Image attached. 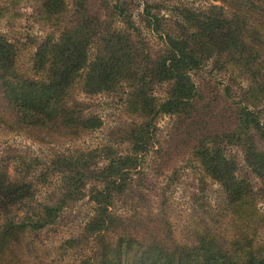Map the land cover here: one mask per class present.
Listing matches in <instances>:
<instances>
[{"label": "trees", "instance_id": "16d2710c", "mask_svg": "<svg viewBox=\"0 0 264 264\" xmlns=\"http://www.w3.org/2000/svg\"><path fill=\"white\" fill-rule=\"evenodd\" d=\"M84 1H75L69 19L59 17L61 4L55 0L41 3L62 26L56 38L37 45L27 72L17 67L15 47L0 34V124L41 141L97 129L100 118L85 112L84 103L73 97L75 91H123L141 121L129 126V153H106L99 168H90L93 153L51 159L47 170L60 172L62 193L20 218L13 209L32 198L33 184L10 178L7 166L0 164V264H26L24 257L33 248L26 236L36 238L66 201L84 195L88 178L98 183L89 193L94 213L80 237L61 243L65 248L87 245L88 254L79 264H264V247L243 231L230 239L204 233L195 244L185 245L174 239L163 217H143L135 210L120 217L108 211L137 164L136 155L153 143V120L159 114L186 123L183 140L191 143L190 154L229 204L252 206L257 197L264 202V153L257 150V144L264 143V125L258 111L248 106L264 99V0H213L219 4L197 11L177 7L178 21L162 28L161 45L152 53L117 0L109 7L103 0L108 10L102 18L85 13ZM149 8L145 2L146 24L158 30ZM117 15L122 28L112 24L110 17ZM209 60L217 70L247 80L237 101L225 87L219 97L228 114L219 120L209 103L198 104L203 94L192 78ZM161 86L164 96L155 97L153 89ZM228 144L240 145L246 167L259 180L257 187L237 175L235 161L224 153ZM45 172H40L39 182L46 179Z\"/></svg>", "mask_w": 264, "mask_h": 264}, {"label": "rangeland", "instance_id": "374dc122", "mask_svg": "<svg viewBox=\"0 0 264 264\" xmlns=\"http://www.w3.org/2000/svg\"><path fill=\"white\" fill-rule=\"evenodd\" d=\"M43 1L0 0V34L15 47L16 65L22 71L30 69L37 45L45 38H56L62 26L53 14L44 12ZM75 1L55 0L56 4H61L59 17L69 19L68 13ZM107 2L109 7L115 0ZM107 2L85 0L83 9L88 15L96 14L102 18L108 10L104 7ZM145 2L150 5L149 12L156 15L161 29L154 30L153 23L146 24ZM115 3L123 7L128 20L138 28L146 50L151 53L161 45L162 28L178 21L177 7L186 6L197 11L213 3L219 4L213 0H117ZM120 17H110L117 28H122L123 23L118 21ZM212 64L211 60L207 61L192 78L203 94L198 104L209 103L211 113L219 120L228 114L226 103L219 97L223 96L225 87L230 98L237 101L247 80L235 77L234 73L228 75V71H219ZM232 77L235 78L232 80ZM164 90L161 86L152 92L155 97L162 98ZM73 97L84 103L86 113L100 118L101 124L97 129L76 137L41 141L0 124V164L7 166L10 178L29 180L34 189L30 200L13 209L16 218L30 214L32 209L39 210L43 203L54 202L62 193L60 172L47 170L54 157L93 153L90 168L96 169L105 162L106 153L125 154L130 151L127 132L131 124H139L141 117L135 106L126 100L125 92L85 95L75 91ZM248 106L258 111L264 125V99ZM219 124L218 121L214 123L217 127ZM187 127L185 122H179L173 116L159 114L155 117L153 143L136 155L138 162L130 169L122 193L113 195L108 211L120 217L128 216L133 210L143 217H163L179 244L193 245L204 233L230 239L243 231L255 245L264 247V202L257 197L252 206L234 207L229 204L218 184L204 174L198 161L190 154L192 145L183 140ZM257 150L264 153V143H258ZM224 153L235 161L239 177L246 178L253 187L259 185L258 178L243 161L240 145H225ZM45 169L46 179L39 182L40 172ZM93 187L97 188L98 183L90 178L84 179V195L75 201H66L53 223L40 231L36 238L26 236L33 243V248L24 257L26 264H79L84 260L88 247L83 242L73 248H65L61 243L83 233L86 222L94 213V203L89 199Z\"/></svg>", "mask_w": 264, "mask_h": 264}]
</instances>
